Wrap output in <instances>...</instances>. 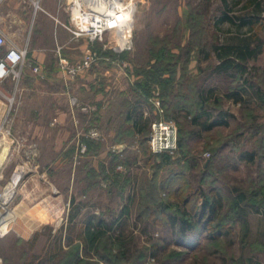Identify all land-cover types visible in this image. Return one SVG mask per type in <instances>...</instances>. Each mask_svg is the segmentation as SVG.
Listing matches in <instances>:
<instances>
[{"label":"rangeland","instance_id":"obj_1","mask_svg":"<svg viewBox=\"0 0 264 264\" xmlns=\"http://www.w3.org/2000/svg\"><path fill=\"white\" fill-rule=\"evenodd\" d=\"M70 1L63 5L67 25ZM256 1L248 6L247 0H227L224 7L222 0H133L129 50H114V31L93 44L72 38L55 51L61 75L51 83L40 72L31 71L20 82L12 78L0 82V139L5 140V152H0L1 206L6 187L22 172L2 206L1 218L10 212L15 217L11 227L0 230V264H73L77 256L81 264H193L197 259L214 264L223 254L225 264H234L232 260L264 264L262 209L246 208L245 223H233L231 234L217 240L205 234L197 238L194 233L182 239L163 225L167 213L159 210L166 203L178 206L194 187L206 195L217 190L223 193V217L235 188L245 191L248 202L264 203V102L252 88L241 91L246 103L226 98L233 80L212 73L210 68L217 63L214 54L203 59L198 53L216 35L222 44L252 42L255 35L264 47V0L256 25L241 22L249 13L257 14ZM223 13L234 21L214 26ZM87 53L95 59L88 69L76 76L61 69L60 57L72 64ZM249 65L259 68L253 81L264 87V49ZM155 66L167 69L157 76L165 81H149L148 92H143L138 86L144 79L140 70L156 73ZM170 80L171 88L165 85ZM95 84L110 99L111 117H126L138 103L142 112L138 127L144 131L130 129L123 137L124 120L119 122V138H108L103 130L106 124L96 122L91 105L89 86ZM200 89L211 90L207 105L212 114L217 110L230 113L228 126L202 131L192 124ZM123 95L129 96L128 104ZM213 97L217 100L212 101ZM157 118L172 119L178 126L181 151L169 158L153 155L148 147L146 132ZM242 121L247 123L242 125ZM249 124L260 125L258 135L252 134ZM93 129L99 136H90ZM60 137L65 138L60 141ZM253 148L260 151L256 161L240 159V152ZM179 181L182 188L175 190ZM172 206L169 211L178 210H171ZM96 219L107 223L109 230L91 245L86 226ZM214 245L226 252L207 253Z\"/></svg>","mask_w":264,"mask_h":264},{"label":"trees","instance_id":"obj_2","mask_svg":"<svg viewBox=\"0 0 264 264\" xmlns=\"http://www.w3.org/2000/svg\"><path fill=\"white\" fill-rule=\"evenodd\" d=\"M222 2L224 7H226L227 0H222ZM247 2V5L250 6L253 0H247ZM254 7L257 10V14L249 13L247 17H244L241 20L243 24H250L253 27L258 23V19L255 17H259V13L262 9L261 0L256 1L254 3ZM216 20L217 21L214 22V26H216V23H220L225 20H229L231 22L234 21L231 16L227 15V13H223V15L218 17ZM263 49L264 47L262 41L257 39L255 35L252 42L248 41L242 44H222L219 41L218 35H216L215 38L208 43V47H205L204 45V47L198 48V53L200 52L203 54V59H208L212 54H214L217 59V63L211 66L210 69L212 73L217 76L223 75L226 78L233 80L231 82H233L234 85L230 86L232 89H230L229 93L224 95L226 98H229L234 102L246 103L247 101L242 97L241 91L245 90V88H252L258 96L259 101L264 102V87L256 81H253L255 74L259 76V68L254 65H249V62L255 61L258 58V56L263 52ZM158 55L159 58H161V54ZM155 67L156 73H149L145 69L140 70V72L144 75V79L142 82L138 83V86L143 92H148L149 81H159L160 83L165 81V79H159L157 76L158 73L163 75L168 72L166 71L167 69L158 66ZM262 75H264V72ZM165 83V85H169L172 84V81H166ZM169 87L171 88V85H169ZM208 90V92H211L210 89ZM208 92H204L202 89L197 91L196 95L199 101V106L197 107V113H195L191 121L192 124L199 126L202 131H209L218 126H228V117L231 116L227 110H217L215 114H212V110L207 105L211 98V94H208ZM215 100L217 99L213 97L212 101ZM140 108V105L136 103L131 107L130 111L126 113V124L124 125V130L122 131L123 137H125V133L130 129L133 132L136 131V133L144 131L143 128L138 127V122L142 117ZM202 117L205 119H201ZM244 122L247 123V121H242V125H245ZM250 127L254 136L259 134V124H252ZM148 132L149 127L146 134H148ZM119 134L120 133L118 132V135L116 136L117 139L119 138ZM179 150L181 151V139L179 138L178 131V149L176 153H178ZM259 153V150L257 151L256 148H253L250 151L240 152L239 157L241 160L253 163L258 157H260ZM152 154L159 155L162 158H169V156H171L166 153ZM209 166L210 162L205 166L206 171H208ZM174 177H179V174ZM179 182L180 183L176 184L174 187L175 190H180V187L182 188L183 183L181 184L182 181ZM255 204L247 201V194L245 191L235 188L231 203L229 207L227 206L228 213H225V218L223 217L224 215H221V212L226 207L225 196L223 193L220 190H217L209 195H206L200 189L194 187L191 193H188L185 197H183L182 201L178 203V206L176 203H172L173 206L166 203L163 208L159 207V210L167 213L165 219L166 221H163V225L167 224L169 228H173L176 235L181 236L182 239L185 240V238L189 237L190 233H194L197 238H200L205 234L210 240H217L218 238L231 234L233 223L237 221L245 223L244 216L247 212L246 208L253 209L256 212L262 209L264 212V205H262L264 203L257 202ZM171 206V210H173L174 207H177L178 210L175 212L169 211ZM107 230H109L108 224L103 220L96 219L94 223L89 220L86 226V239L89 244L94 245L96 242H99V239L105 236ZM36 235L37 233H35L34 237H36ZM119 246L123 248V245L120 244ZM196 247V245L191 246L190 249L193 250ZM219 251H222V253L226 252V250L223 251L221 247L214 245V247H208L207 253H217ZM224 258H226L225 254L221 255V260L215 261L214 264H225L223 262L225 260ZM196 259L197 257L195 260ZM75 260L76 262L73 264H81L80 262H82L79 261L78 256ZM213 262L206 261L204 259H197L193 264H213ZM232 263L236 264V261L232 260Z\"/></svg>","mask_w":264,"mask_h":264},{"label":"crops","instance_id":"obj_3","mask_svg":"<svg viewBox=\"0 0 264 264\" xmlns=\"http://www.w3.org/2000/svg\"><path fill=\"white\" fill-rule=\"evenodd\" d=\"M34 2L35 0H0V33L4 37V44L0 47V56L9 47L21 48L27 45L29 63L37 65L40 73L51 83L52 78H58L61 75L58 71L55 51L61 50L72 40L71 34L66 29L67 11L63 6L66 0H37V8ZM79 48H83L82 42ZM30 71L32 72L26 65L18 81L20 82L22 76H26ZM89 87L93 90L91 105L95 109L96 122L100 125L106 124V129L103 130L108 138L113 139L117 134L119 122L122 123L125 116L123 118L122 114L121 117L119 115L111 117L108 110L111 108L110 99L105 97V90L103 91L99 84ZM108 88L109 86L106 91L109 90ZM125 97L128 104L129 96ZM108 112L109 115H106ZM104 119L107 120L104 121ZM62 136H65V133ZM60 138L62 141L65 137ZM56 141L60 142L59 138Z\"/></svg>","mask_w":264,"mask_h":264},{"label":"built area","instance_id":"obj_4","mask_svg":"<svg viewBox=\"0 0 264 264\" xmlns=\"http://www.w3.org/2000/svg\"><path fill=\"white\" fill-rule=\"evenodd\" d=\"M117 1V2H116ZM69 6L71 21L66 29L74 39H85L91 44L101 41L103 36L110 31L116 35H126L129 44L123 47L113 48L117 52L131 48V36L133 30L134 2L133 0H71ZM38 7L37 1L34 2ZM133 6V7H132ZM75 12V13H74ZM4 44V37L0 33V47ZM27 45L21 48L9 47L0 56V81L12 78L18 80L22 69L27 65L33 73H39L37 65L28 61ZM93 54L87 53L78 62L68 63L60 57L61 69L71 76H76L88 69L94 62ZM158 107V99L154 101ZM83 109H86L83 107ZM91 137L99 136L97 130L90 131ZM147 143L153 153H166L173 155L178 149V126L172 119L157 118L151 121L147 134Z\"/></svg>","mask_w":264,"mask_h":264},{"label":"bare ground","instance_id":"obj_5","mask_svg":"<svg viewBox=\"0 0 264 264\" xmlns=\"http://www.w3.org/2000/svg\"><path fill=\"white\" fill-rule=\"evenodd\" d=\"M117 2V1H116ZM135 3V2H134ZM133 7V6H132ZM134 9H135V6H134ZM75 13V12H74ZM134 21V20H133ZM115 34V33H114ZM127 44H129V38L126 36V35H124V36H122V35H119V37L117 36V43H116V45H117V47H123V46H125V45H127ZM3 141H5V140H2L1 141V139H0V152L1 151H4V149H3V145H5V144H3L4 142ZM3 149V150H2ZM5 152V151H4ZM3 152V153H4ZM21 175H22V172L18 175V177L17 178H19V177H21ZM17 178H15V180H13L12 182H10L9 184H8V186L6 187V189H5V192H3L4 193V198H2V206H4L5 205V203H6V201L7 200H9V197H10V195H11V193L14 191V189H15V187H16V184H17V181L16 180H18ZM53 192H56V191H53ZM57 193V192H56ZM37 204V203H36ZM1 205H0V215H2V214H4L5 213V209L2 207ZM36 207H38V206H36ZM40 207H42V206H40ZM22 210V209H21ZM41 210V209H40ZM7 213V212H6ZM24 213V212H23ZM27 213V212H26ZM38 213V212H37ZM42 213V212H41ZM33 214V213H32ZM43 214V213H42ZM46 214V213H45ZM34 215V214H33ZM41 215V214H40ZM26 216V215H25ZM43 216V215H42ZM14 217H15V214L12 212H10V213H7L6 214V216H3V218H1V216H0V230H3V229H5V228H8V227H11L12 225H13V223H14ZM33 217V216H32ZM38 217H40V216H38ZM37 217V218H38ZM30 218V217H29ZM47 218H48V216H47ZM32 223V222H31ZM38 225V224H37Z\"/></svg>","mask_w":264,"mask_h":264}]
</instances>
